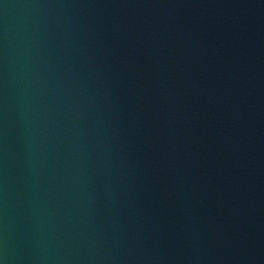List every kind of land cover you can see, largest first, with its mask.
<instances>
[{
    "label": "water",
    "instance_id": "1",
    "mask_svg": "<svg viewBox=\"0 0 264 264\" xmlns=\"http://www.w3.org/2000/svg\"><path fill=\"white\" fill-rule=\"evenodd\" d=\"M0 264H264V0H0Z\"/></svg>",
    "mask_w": 264,
    "mask_h": 264
}]
</instances>
